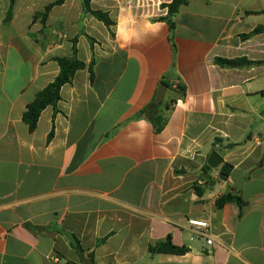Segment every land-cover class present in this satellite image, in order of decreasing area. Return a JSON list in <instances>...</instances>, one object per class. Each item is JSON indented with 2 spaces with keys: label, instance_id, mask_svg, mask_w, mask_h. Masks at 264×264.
<instances>
[{
  "label": "crops",
  "instance_id": "0c3cea01",
  "mask_svg": "<svg viewBox=\"0 0 264 264\" xmlns=\"http://www.w3.org/2000/svg\"><path fill=\"white\" fill-rule=\"evenodd\" d=\"M57 1L16 0L5 23L0 0V264H264V64L216 62H264V33L241 38L264 26V0H186L173 33L159 21L173 0H93L114 37L80 0L34 20ZM76 38L93 74L77 71L31 131L23 114ZM163 79L187 94L167 89L178 100L157 133L139 113ZM212 152L223 163L206 176ZM228 193L246 205L217 209ZM168 236L189 253H149Z\"/></svg>",
  "mask_w": 264,
  "mask_h": 264
},
{
  "label": "trees",
  "instance_id": "16d2710c",
  "mask_svg": "<svg viewBox=\"0 0 264 264\" xmlns=\"http://www.w3.org/2000/svg\"><path fill=\"white\" fill-rule=\"evenodd\" d=\"M80 1L82 4L83 13L103 23L104 26L111 32V35L114 37L111 30L112 26L114 25V22L111 19L109 13L93 10L91 8V2L93 0H80ZM10 2H11V6L8 15L5 19V23H8L12 18L16 0H10ZM64 2L65 0H58L57 2L50 4L45 8L44 12L37 13L34 17V20L36 21L38 19H41L42 23L46 25L47 19L51 11L55 7L62 5ZM185 4H186V0H173V2L167 6L168 8L167 17L159 19V21L167 22L170 31L172 33L175 31L176 28L175 18L179 13L180 8ZM261 33H264V26H258L250 34L243 35L241 38L246 40ZM87 38L93 48L96 43V40H94L90 36H87ZM77 43H78V38L73 40L72 57L58 58L55 60L60 67L59 75L44 90L40 91L37 94L35 100L27 106V109L23 114V121L29 126L31 131H34L37 128L39 119L43 111H45L48 107H53L54 110L57 109V105L61 100V89L63 88V86L71 83L77 71L84 70L87 68L89 72L93 74V67L95 64L94 58L92 59L89 65L79 60ZM216 62L222 68H227V69L245 68V67H252V66L264 64V62H253L247 59L226 60V59L218 58L216 59ZM162 84L167 86L169 92H175L178 95V97L181 98L186 97L187 89L184 84L177 83L173 85L170 82H168L166 79H163L161 81V85ZM155 98L149 105H147L139 113V117L146 118L153 125L155 132L160 133L164 130L165 126L167 125L171 109L173 105L177 102L178 98L176 96L175 97L168 96L167 99H165L158 105L155 104ZM52 136H53V131L49 135V140ZM233 147H235L234 144L228 145L229 149H232ZM214 151H216V149H214ZM232 169L233 167L231 165L224 163L220 171V179L227 180ZM199 194L202 193L199 192ZM230 203H235L240 208H243L246 205V202L242 199V197L235 196L231 193L222 195L221 197L217 198L215 201V205L217 209H222L225 205ZM77 249L82 250L80 246H77ZM148 251L152 255L171 254V255L183 256L189 253V249L187 247H179L174 245L171 236H168L165 240L159 241L154 245H150ZM89 257L91 259L90 264H95L93 253H91Z\"/></svg>",
  "mask_w": 264,
  "mask_h": 264
},
{
  "label": "water",
  "instance_id": "95a60500",
  "mask_svg": "<svg viewBox=\"0 0 264 264\" xmlns=\"http://www.w3.org/2000/svg\"><path fill=\"white\" fill-rule=\"evenodd\" d=\"M166 91H167V86L164 84L160 85L157 91L156 98H155V104L158 105L163 101ZM222 163H223V159L216 152H212L208 158V162L205 167V171H206L205 175L208 176V174L212 170L219 168V166Z\"/></svg>",
  "mask_w": 264,
  "mask_h": 264
},
{
  "label": "built area",
  "instance_id": "2783aa9c",
  "mask_svg": "<svg viewBox=\"0 0 264 264\" xmlns=\"http://www.w3.org/2000/svg\"><path fill=\"white\" fill-rule=\"evenodd\" d=\"M198 227H201V228H207V224H205V223H198V224H196ZM203 236H205V234L203 233L202 234ZM207 244L208 245H212L213 244V239L209 236L208 238H207Z\"/></svg>",
  "mask_w": 264,
  "mask_h": 264
}]
</instances>
